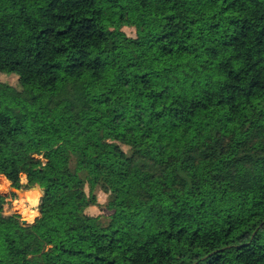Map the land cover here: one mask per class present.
I'll list each match as a JSON object with an SVG mask.
<instances>
[{
    "label": "trees",
    "instance_id": "1",
    "mask_svg": "<svg viewBox=\"0 0 264 264\" xmlns=\"http://www.w3.org/2000/svg\"><path fill=\"white\" fill-rule=\"evenodd\" d=\"M19 69L0 264H264V0H0ZM9 178L40 185L36 221L5 211Z\"/></svg>",
    "mask_w": 264,
    "mask_h": 264
},
{
    "label": "rangeland",
    "instance_id": "2",
    "mask_svg": "<svg viewBox=\"0 0 264 264\" xmlns=\"http://www.w3.org/2000/svg\"><path fill=\"white\" fill-rule=\"evenodd\" d=\"M124 30L129 35H135V29L133 27L125 26ZM23 74H24L23 69L17 70L14 74H8L6 72L0 71V80L11 82V84H14V85L18 86L19 85V81L23 77ZM124 147L126 149H128L127 146H124ZM9 180H10V178H9ZM22 182L23 183L27 182L26 175L22 176ZM11 183H12V181H11ZM18 189H20V188H17L12 183V190L10 192H5L4 193V194H6L8 196V200H9L8 203L5 204V211L7 213H10L12 211H18L21 214L22 218H26L27 220L36 221L35 219L39 215L38 211H37V214L36 213H32L31 214L30 212H26V210L24 208V206H30V201L28 199L30 198V196H33L36 193H34L33 195H30L28 197H26V196L21 197L20 194H17V192H16ZM96 192H97V196H98V200L100 202V205L91 206L89 208V212L92 213V214H95V215H98V214H109L110 211L108 209H105V205H104L107 202L109 194L106 193L104 190L100 189L99 187L97 188ZM14 194H16L17 197H15ZM37 195H38L39 198L41 197V195L39 193H37ZM49 248H50V245H46L45 246L46 250H48Z\"/></svg>",
    "mask_w": 264,
    "mask_h": 264
},
{
    "label": "water",
    "instance_id": "3",
    "mask_svg": "<svg viewBox=\"0 0 264 264\" xmlns=\"http://www.w3.org/2000/svg\"><path fill=\"white\" fill-rule=\"evenodd\" d=\"M17 194H20L21 197L23 196H30L34 193H39L40 195H42V189L40 187V185L38 184H35V185H32V186H29V187H22L20 189H18L17 191ZM24 222H28L27 220H24Z\"/></svg>",
    "mask_w": 264,
    "mask_h": 264
},
{
    "label": "bare ground",
    "instance_id": "4",
    "mask_svg": "<svg viewBox=\"0 0 264 264\" xmlns=\"http://www.w3.org/2000/svg\"><path fill=\"white\" fill-rule=\"evenodd\" d=\"M33 195V194H32ZM30 201V206H24L26 212H30L31 214L32 213H36L37 214V210H36V206H37V203L39 202L38 201V195L37 193L33 196H30V198L28 199ZM35 208V209H34ZM25 214V213H24ZM27 215V214H26ZM25 215V216H26ZM30 218V217H29ZM24 220H27L26 218H23Z\"/></svg>",
    "mask_w": 264,
    "mask_h": 264
},
{
    "label": "crops",
    "instance_id": "5",
    "mask_svg": "<svg viewBox=\"0 0 264 264\" xmlns=\"http://www.w3.org/2000/svg\"><path fill=\"white\" fill-rule=\"evenodd\" d=\"M38 201H40V198L38 197ZM38 205H39V202L37 203V206H36V209L39 213V216H40V211H39V208H38ZM28 222H33L34 220H27Z\"/></svg>",
    "mask_w": 264,
    "mask_h": 264
}]
</instances>
